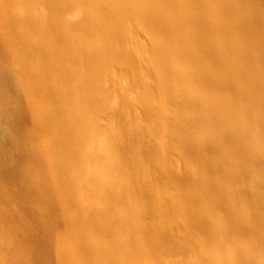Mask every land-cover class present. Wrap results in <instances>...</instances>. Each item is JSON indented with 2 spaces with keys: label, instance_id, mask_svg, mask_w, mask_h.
<instances>
[{
  "label": "bare ground",
  "instance_id": "obj_1",
  "mask_svg": "<svg viewBox=\"0 0 264 264\" xmlns=\"http://www.w3.org/2000/svg\"><path fill=\"white\" fill-rule=\"evenodd\" d=\"M109 68L139 91L119 112L140 114L133 137H108L118 184L83 150ZM124 197L143 203L132 235ZM0 208L30 264H64L74 228L87 264H164L176 220L194 264H264V0H0Z\"/></svg>",
  "mask_w": 264,
  "mask_h": 264
},
{
  "label": "rangeland",
  "instance_id": "obj_2",
  "mask_svg": "<svg viewBox=\"0 0 264 264\" xmlns=\"http://www.w3.org/2000/svg\"><path fill=\"white\" fill-rule=\"evenodd\" d=\"M73 12H74V6H72V8H70L68 14L72 15ZM70 15H68V17H72ZM2 65L5 67V63H3ZM103 78H104L103 79V85H106L107 86V87H105V88H107L106 89V95L103 96L105 98L104 104L106 106V116H104V117H102L100 119H98L99 117H101L100 114H94L93 116H91L90 121L88 123V132H87V136L85 137V146L83 147V150L84 151L87 150L86 151V154L89 155L90 153L88 151V148H89L88 147V143L90 141H92L91 147L93 146V147H95L96 150H99L101 152H104L106 156L104 157L103 164L106 165V166L97 165L98 161L95 158H93L94 160H92L91 157H90L91 161H90V159H87V162H88V164L89 163L90 164L92 163V166L90 165V167H94L93 169H95L96 175L98 173V175L96 177H101V173H102V178H103L102 180H104L105 178H109V179H112L114 183L118 184V182H117V174H114L115 172L113 173L111 170L115 167V165L116 166L120 165V167L123 166L122 168H125V164H126L125 162L126 161L125 160H121L117 156V153H116V147H117V145L115 143L109 141L108 137H111L112 136L114 138L115 137L122 138V137L125 136V139H130V138L133 137L132 136L133 133H131V130H130V128L128 126L131 125L130 127H133L132 125L137 124V122H139L138 120L140 118V114H134V113H132V114H123L124 116L122 117V114L119 113V112H122L125 109V107H124L123 104H125V102H126L125 100L126 99H125L123 93L124 92L126 94L129 93L132 96H135L136 97L137 96V93L139 91L135 88V86H131L130 89H127L125 91L118 89V85H120L121 83L123 85L126 84V81L123 82L124 81L123 75H122L121 71L118 70V69H116V70L114 68L107 69L105 71L104 75H103ZM118 78L120 79L119 82H121V83L118 82V80H119ZM107 80H110L109 83H107ZM119 96H120V98H119ZM121 98H123V99H121ZM11 108H10V106H8V109L9 110ZM121 119H123L124 121L126 120L125 122H128L127 123L128 126H125L124 127L122 125L123 123H120V122H122ZM101 123H102V125H100ZM127 128L129 129L128 131L126 130ZM125 142H127V140H125ZM130 143L133 144L134 142H130ZM131 144H129V146L132 147V148H135L134 150L136 152L137 146L135 145V143L133 145H131ZM98 147H99V149H98ZM89 150H91V149H89ZM182 156L184 158L180 157V159H179V165L182 168H185L186 165H187V163H189L188 161H190V158L187 155L185 156L184 154ZM105 160H107V162ZM104 161L106 163H104ZM187 166H189V164ZM99 170H100V172H98ZM95 172H94V174H95ZM114 179H115V181H114ZM168 181H169V178H164V182H163L164 185L162 187V191H163L162 194H168V195L169 194L170 195L176 194L177 192L175 191V185H172L171 186L170 185V181L169 182ZM91 189L92 190H94V189L99 190V187H98V185H96V186L90 185V186H88V188L86 189V191H83L82 194L79 193L78 190H76L74 192L72 191L73 193H71V195L73 197H74V195H76V198L79 196L78 197L79 199L78 198L77 199L79 200L78 201V204H80L81 206H84V205H86L85 203H87L86 206L90 207L89 205L92 204V202H91L92 200L91 199H93V198H91V196H92V190ZM97 192H99V195L98 196H100V195L102 197L105 196V194L102 195L103 192H100V191H97ZM177 196H178V194H177ZM123 200H125V201H123ZM93 201H95V200H93ZM130 201H131V199H129V198H125V197L122 198V202L123 203L125 202V203L123 205L121 204L123 206V208H121L122 206H120L119 209H122V210L124 209L123 211L126 212L127 217L129 216L128 217V221L129 222H132L130 224L128 223V225H129V232H131L130 235H132V231H130V230H133V228H134V224L135 223H133V221L135 222V220L137 218V213L139 212L138 210L141 208V206H142L143 203L141 202V200H138V203L137 202H134L133 203L132 201L131 202ZM88 202H89V204H88ZM99 202H100V200H99ZM129 202H130V204H129ZM66 203H68V202H66ZM82 203H84V204H82ZM131 203H132L133 206H131ZM152 203H155V200H153ZM65 205H66V207L69 206L68 207L69 210H68V208L65 209L66 208V207H64ZM94 205H97V204L94 203ZM64 206L63 207L66 210L65 212L67 213V216H69V218L71 220L77 221L79 219L80 220V223H81V219L79 217L80 214H78V211L77 212L74 211V208L72 206H70V203H68V204H65L64 203ZM81 206H80V208H81ZM95 207L98 208V206H95ZM95 207H94V210H95ZM70 208H71V210H70ZM97 208H96V210H98ZM82 209H86V210H84V212L85 211L87 212V210H88V208H85V206H84V208L82 207ZM91 210L93 212H95L92 209V207H91ZM127 210L130 213H128ZM162 210H164V209H162ZM98 211H101V210L99 209ZM97 213H99V212H96V215L97 216L95 217V220L98 221V218L99 217L102 218V216H104V215H102V213L100 212L102 216L101 215L99 216ZM130 214H131V216L132 215L133 216L131 217ZM109 215L110 214H107L106 216H104V218H103L102 221H104L105 223H108L106 221L109 220V222H110V219L113 218V217H112V215H111V217ZM4 217L5 216L3 215V213H1V208H0V264H30L29 261L26 258L27 256L25 255L26 254V250L23 247H20V246H18L16 244V243H18V240H17L18 237L21 236L22 234H20L19 231H17V230L14 229V227H15L14 225H9L10 224V220L7 221V219L4 218ZM107 217H108V219H107ZM159 217L164 218L161 215H159ZM159 217H158V215H156V219H155V217H153L154 221L155 222H158V221L160 222V221L163 220V219L161 220ZM4 219L7 222L6 221L4 222ZM178 221L179 220L174 221V223L176 225L173 223L174 226H173L172 233H173V236H174L173 237L174 240L171 241V242H169V244L167 245V249L168 250L165 249V251H164L165 253H164V257L163 258H164V261L166 262L164 264H170V263H172V264H194L193 254H192V250H191V247H190L191 244L188 243V240L187 239L185 240V238L183 236L184 230L182 229L181 224H180L181 221H179V222ZM98 222H101V221H98ZM164 222H167V221H164ZM4 223H6V225ZM132 225H133V227H131ZM76 231H77V229L75 230V228H74V232H75V233H73L74 236L77 233ZM72 232H73V230H72ZM72 235H71V231L68 230V233H65V235L63 236V239L65 238V240L62 239V242H63V243H61L63 245L62 248L65 249V251H66L64 264H66V263L67 264H87V261L85 260L86 258H84V256L81 254L80 250L78 251V248H80V246H78V248H77V242H76V240H77L78 237L77 238L76 237L74 238ZM130 235H129V237H130ZM88 237L92 241H96V239H95V237H96L95 233H93L91 231H88ZM131 237H130V240L133 239V238L131 239ZM73 238H74V240H73ZM99 242H101V240L98 241V243L97 242L94 243V245L95 246H100L99 245L100 244ZM132 242H133V240H132ZM225 242H227V243L230 242L228 240V237L226 238V241ZM107 243H109V242L107 241L106 244ZM227 243H225V245ZM104 244L101 242L102 248H103ZM229 245L230 244H228L227 246H229ZM119 246H121V245H119ZM226 248L227 247L224 246L223 249L225 251H227ZM194 249H197V247H195ZM120 252L121 253H124L125 250H124V252L123 251H120ZM79 254H81V255L79 256ZM124 254L127 256V252H125ZM68 255H70V256H68ZM167 256H168L169 259H167ZM67 258H69V259H67ZM169 260H170V262H169Z\"/></svg>",
  "mask_w": 264,
  "mask_h": 264
}]
</instances>
